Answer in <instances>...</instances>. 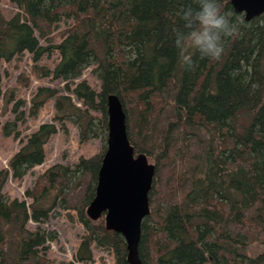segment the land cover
Returning <instances> with one entry per match:
<instances>
[{
    "label": "trees",
    "instance_id": "1",
    "mask_svg": "<svg viewBox=\"0 0 264 264\" xmlns=\"http://www.w3.org/2000/svg\"><path fill=\"white\" fill-rule=\"evenodd\" d=\"M3 1L18 10L7 15ZM220 3L243 25L226 38L220 60L192 49L194 66L186 69L173 30L183 28L181 11L195 0H0V123L13 99L2 64L25 52L35 74L62 79L71 93L38 88L31 114L53 99L54 121L33 130L0 171V264H53L47 252L58 232L29 224L57 209L84 227L72 259L60 264H97L95 245L111 253L110 264H130L124 236L107 228L105 215L87 214L107 149L110 93L121 98L135 154L156 166L142 263L264 264V13L247 21L231 0ZM51 55L54 64L41 62ZM86 68L95 83L81 77ZM66 120L81 143L99 139V150L47 167L26 189L28 199L8 196V176L22 179L44 163L46 144L67 130ZM15 125L7 121L5 133Z\"/></svg>",
    "mask_w": 264,
    "mask_h": 264
},
{
    "label": "rangeland",
    "instance_id": "2",
    "mask_svg": "<svg viewBox=\"0 0 264 264\" xmlns=\"http://www.w3.org/2000/svg\"><path fill=\"white\" fill-rule=\"evenodd\" d=\"M2 5L7 15H12L18 10L14 4L6 1H3ZM54 59L55 57L53 55L50 57L46 56L41 62L50 65L54 64ZM33 64V54L25 52L17 59L3 62L1 67L3 88L8 94L12 92L13 99L8 101V111L1 117L0 171L9 166V159L20 148L33 130L42 122L54 121L53 117L56 108L53 99H48L36 114H31L32 97L38 91V88L41 86H50L58 89L62 93L71 94L70 91L66 90V83L62 79L41 77L35 74L32 71ZM81 77L89 79L92 83L96 82L90 68H86ZM27 82L28 84H26ZM3 103H5V99L1 98L0 107ZM7 121L16 122L11 133H5L3 129V125ZM64 125L67 126V130L59 128L58 132L46 144L47 156L44 163L31 169L22 179H15L12 173L8 176L3 189L8 196L28 199L26 189L33 186L37 176L47 167L56 162L72 165L81 156H92L99 150L101 144L99 139L81 143L77 125L71 120H66ZM38 225L58 232V240L49 243L50 247L47 252L48 256L53 260V264H60L62 261L72 259L73 251L79 244L84 231L83 225L79 222L70 221L61 209H57V212L51 215L45 222L36 223L31 221L29 224L31 228H35ZM93 251L97 257V264H101L98 260L99 256L105 257V264L114 263V257L108 250L95 245L93 246ZM207 264L211 263L208 262Z\"/></svg>",
    "mask_w": 264,
    "mask_h": 264
},
{
    "label": "water",
    "instance_id": "3",
    "mask_svg": "<svg viewBox=\"0 0 264 264\" xmlns=\"http://www.w3.org/2000/svg\"><path fill=\"white\" fill-rule=\"evenodd\" d=\"M231 3L235 11L244 13L247 21L264 13V0H231ZM107 99V149L98 174L96 195L87 207V214L94 220L105 215L107 228L124 236L129 263L143 264L139 243L142 223L150 213L149 193L156 166L146 153L135 154L119 95L110 93Z\"/></svg>",
    "mask_w": 264,
    "mask_h": 264
},
{
    "label": "clouds",
    "instance_id": "4",
    "mask_svg": "<svg viewBox=\"0 0 264 264\" xmlns=\"http://www.w3.org/2000/svg\"><path fill=\"white\" fill-rule=\"evenodd\" d=\"M183 28L174 29V44L179 51L181 64L194 66L192 49L200 58L220 60L226 38L234 37L243 25L242 19L232 20L222 11L220 0H195V6L181 11Z\"/></svg>",
    "mask_w": 264,
    "mask_h": 264
}]
</instances>
